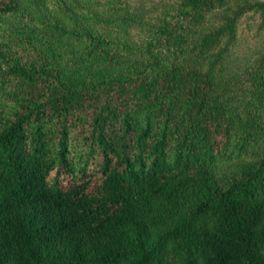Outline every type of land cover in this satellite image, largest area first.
<instances>
[{
	"label": "trees",
	"instance_id": "trees-1",
	"mask_svg": "<svg viewBox=\"0 0 264 264\" xmlns=\"http://www.w3.org/2000/svg\"><path fill=\"white\" fill-rule=\"evenodd\" d=\"M0 0V264H264V0Z\"/></svg>",
	"mask_w": 264,
	"mask_h": 264
},
{
	"label": "rangeland",
	"instance_id": "rangeland-1",
	"mask_svg": "<svg viewBox=\"0 0 264 264\" xmlns=\"http://www.w3.org/2000/svg\"><path fill=\"white\" fill-rule=\"evenodd\" d=\"M261 48H264V28H260V18L248 16L240 23L239 39L231 56L232 64H241Z\"/></svg>",
	"mask_w": 264,
	"mask_h": 264
}]
</instances>
